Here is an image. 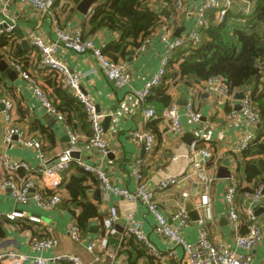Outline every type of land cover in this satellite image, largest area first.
<instances>
[{
  "label": "crops",
  "instance_id": "0c3cea01",
  "mask_svg": "<svg viewBox=\"0 0 264 264\" xmlns=\"http://www.w3.org/2000/svg\"><path fill=\"white\" fill-rule=\"evenodd\" d=\"M80 2L81 0H56L52 16L39 13L21 2L14 3L10 9V13L17 20V29L11 38L14 42L13 45L0 49L2 60L12 70L9 74L0 70L2 77L0 100L13 101L14 119L11 123L6 122L2 110L0 111V154L8 156L11 161L26 162L37 169L43 166L38 151L24 146L17 134L10 141L6 139L10 128L19 130L23 137H33L41 141L42 150L50 160L55 159L70 146L68 127L79 135V147H82L91 134V125L85 126L74 113L71 114V124H69L68 113L59 111L61 116L57 117L48 112L36 96L31 82L23 78L12 65L15 62L14 57L23 62L24 68L39 80L54 105L60 104L61 99L55 92L53 81L47 80L49 76L45 75L42 70L40 55L32 44V40L36 35H41L47 40H54L56 38L55 22L66 31L74 33L77 30L82 31L83 28V32L89 34L91 14L89 12L84 14L77 9ZM206 2L208 0H172V6L169 8L168 3L163 4L166 7L156 6L157 8L158 6L163 7V16L152 34L151 44L145 52L130 49L135 53L129 54L127 60L130 63L133 76L128 86L117 87L109 82L91 52L77 53L60 47L57 55L71 70L79 73L82 90L92 97L99 111L108 115V118L105 117L106 119L103 120L104 139L108 154L103 155L97 151L82 150L78 152L81 160L106 172L115 186L127 188L130 191H135L138 187L135 177L136 162L143 161L144 181L153 190L159 211L170 221L178 207L182 204L186 209V203L191 199L199 211L200 217L203 216L200 196L207 192L213 207V217L208 225L211 239L213 242L236 247V231L229 218V207L225 201V194L231 182L236 180L239 188L235 203L241 211L242 222L239 232L247 233L248 220L244 209L247 207L252 192L245 191V189L255 190V187L253 182L246 181L245 175L237 172L242 157L236 146L248 132L250 126L241 111V100L236 98V94L243 92L245 95H249L251 88L246 87L235 92L228 104L219 105V94L212 90L216 84L210 85L205 82L199 85L183 80L169 82L167 93L173 104H177L181 109L183 130L179 136L172 134L170 122L164 116L157 117L149 123L145 122L141 112L142 107L134 95V91L143 88L146 81L161 67V59L166 48L165 43L160 39L161 35L168 30L171 37L175 38L179 28H184L180 37L188 35L196 29V10ZM177 3L181 4V9L177 7ZM165 10H168V16L164 15ZM91 35L93 36L90 38L98 46L118 40V36L107 27H102ZM191 91H193V105L202 113V119L197 124L192 123L186 115V106L190 100ZM185 94H187V104H180L179 102L184 100ZM152 106L157 109L154 105ZM232 112L235 113L232 114ZM151 123L155 130L150 127ZM137 127H145L154 131L156 146L153 152L145 151L144 153L141 144L131 141V131ZM194 141H197L200 147L212 150L214 157L206 171L210 177H215V179L209 185H205L196 175H193L187 178L182 185L171 187L165 191L160 190L159 183L165 175L182 176L192 168V163L197 160L198 155L190 150V145ZM175 157L177 158L174 159ZM220 166L229 169L230 178L217 177ZM26 173L23 170L22 177H25ZM80 174L81 170L75 166L64 173V184L61 190L62 201L52 209H44L33 200H29L25 204L17 203L10 191L0 187V231L3 232V235L0 236V253L14 250L43 257L68 253L77 255L91 264H149L147 260L150 258L140 255L143 251H139L135 243L133 245L132 239L126 232V217L134 213L135 218L141 223L144 234L160 250L159 262L162 264H190L182 246L173 245L156 233L155 215L148 210L143 202H129L122 196L102 191L99 178L96 175H91L92 173L86 174L87 197L97 206L100 218L92 219L89 229L83 231L84 240L82 243L73 240L69 230L72 224L77 222L76 219L81 209H74L71 206V196L67 184L72 177ZM2 178L3 172L0 170V180ZM262 186L264 187V185ZM97 190L100 191L98 196ZM112 207L118 211L114 234L108 229H104L103 226V220ZM17 209L25 211L28 215L40 217L41 222L29 221V223L26 222V226H23L21 225L22 221H28L27 219L14 221L5 217L7 213ZM252 209L262 227L263 240L251 251L243 248L237 249L243 253H251L252 264H263L264 196L260 202L253 205ZM189 218L191 222L183 229L182 234L186 240L195 243L198 239V222L190 216ZM103 235L108 238V246L104 249L97 246L93 252L89 251L87 248L89 243L98 241ZM33 236L55 237L58 245L54 248L33 250L31 248ZM49 264L73 263L63 260Z\"/></svg>",
  "mask_w": 264,
  "mask_h": 264
},
{
  "label": "built area",
  "instance_id": "2783aa9c",
  "mask_svg": "<svg viewBox=\"0 0 264 264\" xmlns=\"http://www.w3.org/2000/svg\"><path fill=\"white\" fill-rule=\"evenodd\" d=\"M21 2L36 10L39 13L53 15L56 0H0V34L13 37L17 29V20L10 13V9L14 3ZM238 3L240 10L245 14H250L253 11V4L250 0H208L196 10L197 24L196 29L192 30L188 35L172 38L169 31L166 30L161 35V40L165 43V52L161 59L160 69L151 76L145 83L144 87L135 90L134 95L142 107V115L144 121L149 123L157 118L156 109L153 106H146V101L150 96L153 88L160 85L166 75V69L170 59L177 49L192 45H199L203 41L202 30L206 26L207 12L216 9L217 21H223L228 10ZM179 9L182 8L180 3H177ZM92 7L89 10L91 14ZM56 38L47 40L41 35L34 36L32 44L37 49L40 55V65L47 76H55L61 86L70 91L80 104L83 106L88 115L91 125V135L86 142L79 147V135L69 127L67 128L70 136V146L59 154L55 159L50 160L42 150V143L36 138H26L19 133V130L10 128L6 134L8 141L13 139L14 135H18L21 143L38 151L39 157L43 166L34 168L26 162L11 161L6 155L0 154V170L3 172V178L0 180V187L10 191L17 203L25 204L29 200H33L44 209H52L62 201L61 188L63 187V175L72 165V162L80 164L87 172L95 174L100 180V189L106 193H113L117 196H122L129 202H143L148 210L155 215L156 224L155 231L159 236L167 239L171 244L182 246L187 260L190 264H252V254L240 252L237 248H243L248 251L253 250L263 240L262 227L254 214L253 205L260 202L264 196V187L260 186L256 191L250 193V200L247 207L244 209L248 217V231L245 234L239 232L242 225L240 209L235 203L236 194L238 191V182L233 180L225 194V201L229 207V218L233 222L234 230L236 231L235 246H227L224 243L213 242L208 228L213 217V207L209 194L207 192L200 196V207L203 210V216L198 222V239L195 243H191L183 236L182 231L190 224V218L186 209L181 204L178 209L172 214L170 221L162 212L159 211L155 202L154 192L148 187L144 181L142 168L144 162L138 160L136 162L135 177L138 181V187L135 191H130L127 188L118 187L112 184L106 172L99 167L87 164L81 158L75 159L73 152L97 151L101 154H108L107 144L104 139L103 120L107 116L99 111L92 97L82 90L81 78L78 72L62 61L57 53L60 47L65 50H72L77 53L91 52L96 58L103 74L109 82L117 87H125L130 85L132 81V71L130 63L126 60L115 62L110 57L103 53L105 45H95L92 38H83L81 30L72 33L62 29L55 22ZM152 38H147L139 48L138 52H145L151 44ZM19 74L29 80L34 87L36 96L42 102L48 112L57 117L61 114L55 107L49 94L42 88L39 80L24 69V64L20 60H16L12 64ZM52 76V77H53ZM210 85H214L213 91L219 94L218 104H228L232 100L233 94L228 91V86L225 80L221 77H216L207 81ZM190 100L186 106V115L192 123H200L202 113L193 105V91L190 92ZM4 105L2 113L6 122L11 123L14 119V103L9 99H2ZM241 111L243 112L250 129L238 141L237 150L239 152L246 150L257 139L256 128L260 122V111L253 105L250 97L245 96L240 101ZM235 112H232L234 114ZM61 116V115H60ZM59 116V117H60ZM163 116L170 122V129L173 135L179 136L182 133L183 127L181 123V109L177 104L170 105L163 113ZM131 141L144 146L145 151L151 153L156 146V136L152 131L145 127H137L131 131ZM190 150L200 155V160H194L192 168L189 172L182 176L165 175L160 180L159 189L167 190L171 187L182 185L184 181L196 175L202 183L209 185L215 179L207 174L206 169L212 161L214 155L211 149L200 148L197 141L190 145ZM175 157L174 159H176ZM25 170L28 177H21L19 172ZM6 218L10 220L27 219L31 222L40 223L41 218L36 215H28L23 210H14L7 213ZM118 221V211L112 207L105 217L103 224L111 233L116 232V224ZM128 234L134 235L139 241L144 243L145 248L156 258H160V250L150 242L142 230L141 223L135 218V214H129L126 217ZM70 237L76 242L82 243L84 238L81 229L77 223L72 224L69 230ZM58 245L55 237L39 238L32 237L31 248L33 250H43L54 248ZM101 246L103 249L108 246V238L102 236L98 241H92L88 245V250L93 252L96 247ZM68 261L73 264H91L82 260L79 256L73 254H60L54 257L33 256L18 251H7L0 253V264H49L50 262ZM264 264V263H263Z\"/></svg>",
  "mask_w": 264,
  "mask_h": 264
},
{
  "label": "trees",
  "instance_id": "16d2710c",
  "mask_svg": "<svg viewBox=\"0 0 264 264\" xmlns=\"http://www.w3.org/2000/svg\"><path fill=\"white\" fill-rule=\"evenodd\" d=\"M250 1L253 4V11L250 14H245L236 3L220 22L217 21L216 9L207 12L208 22L202 30L203 41L199 45L176 50L169 61L165 77L160 85L153 88L146 106L154 105L157 108V117H162L164 111L173 104L167 93L169 82L176 80L202 85L210 79L221 77L225 80L230 94L250 87L248 96L260 111V122L259 127L256 128L257 139L250 147L240 152L242 161L238 164L237 172L245 175L247 182L254 183L255 190L247 188L245 191L254 192L264 185V169L259 164V160L264 159V0ZM150 2L151 0H99L92 7L89 34H85L82 28L83 38L88 39L102 27H107L118 36V40L106 44L103 53L115 62L127 61L130 49L138 51L142 43L152 37L161 22L162 8L166 7L163 4L168 3V8L172 6V0H162L159 5L163 7L158 6V8L156 7L158 1L154 4ZM11 38L0 34V49L13 45ZM52 76L47 80L53 81L55 92L61 99L60 104H55L56 109L68 113L69 124H71V114L74 113L85 126L89 125L88 115L80 102L58 83L55 76ZM49 98L51 99L50 95ZM150 127L154 129L152 123ZM72 166L81 170V174L72 177L67 189L71 196V206L74 209H81L76 223L83 236V231L89 229L91 220L100 218V212L87 197L88 186L85 183L86 174L89 172L75 161L72 162ZM22 172L23 170L19 172L21 177ZM25 177H28V173ZM22 222L21 225L26 226L29 220ZM1 235L3 232L0 231ZM128 235L133 245L135 243L137 249L143 251L140 255L150 258L147 260L149 264H162L159 258L149 253L143 242L134 235Z\"/></svg>",
  "mask_w": 264,
  "mask_h": 264
},
{
  "label": "water",
  "instance_id": "95a60500",
  "mask_svg": "<svg viewBox=\"0 0 264 264\" xmlns=\"http://www.w3.org/2000/svg\"><path fill=\"white\" fill-rule=\"evenodd\" d=\"M96 2H98V0H81V2H80V3L78 4V6H77V9H78L79 11H81L82 13H84V14H88L90 8H91ZM164 15H165V16H168V15H169L168 10H165V11H164ZM183 30H184V28H179V29L177 30L175 36H176V37H180V36H181V33H182ZM129 53L133 55V54L135 53V51H134V50H130ZM2 59H3V58H2V55H0V70H1V71H6V72L9 74L12 70L9 68V65H8L5 61H3ZM184 96H185L186 99L184 98V100H181L179 103H180V104H184V105H186V104H187V97H186L187 94H185ZM245 96H246V95H245L243 92H239V93L236 94V98H237L238 100H242L243 98H245ZM3 108H4V105H3V103H2L1 100H0V111L3 110ZM97 109H98V107H97ZM106 118H108V115L106 116ZM106 118H105V119H106ZM142 148H143V152L145 153V148H144V146H142ZM72 156H73L75 159H79V158H80V154H79L78 152H73V155H72ZM200 159H201L200 155H197V160H200ZM259 163H260V165L264 168V159H260V160H259ZM217 177H218V178H230V177H231V173H230V171H229V169H228L227 167H225V166H220V167L218 168V174H217ZM96 194H97V196H98V195L100 194V191L97 190V191H96ZM186 212L188 213V215H189L194 221H198V220L200 219L199 211L195 208V205H194L192 199L189 200V201H187V203H186ZM73 214L75 215L74 212H73Z\"/></svg>",
  "mask_w": 264,
  "mask_h": 264
},
{
  "label": "rangeland",
  "instance_id": "374dc122",
  "mask_svg": "<svg viewBox=\"0 0 264 264\" xmlns=\"http://www.w3.org/2000/svg\"><path fill=\"white\" fill-rule=\"evenodd\" d=\"M156 1H158V0H151L150 3H153V4H154V3H156ZM160 2H161V1H158V5L160 4Z\"/></svg>",
  "mask_w": 264,
  "mask_h": 264
}]
</instances>
